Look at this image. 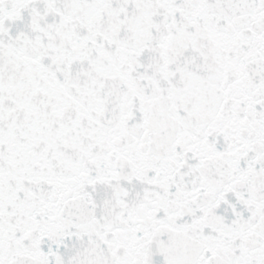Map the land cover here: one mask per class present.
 Instances as JSON below:
<instances>
[{
    "label": "snow or ice",
    "instance_id": "1",
    "mask_svg": "<svg viewBox=\"0 0 264 264\" xmlns=\"http://www.w3.org/2000/svg\"><path fill=\"white\" fill-rule=\"evenodd\" d=\"M0 264H264V0H0Z\"/></svg>",
    "mask_w": 264,
    "mask_h": 264
}]
</instances>
